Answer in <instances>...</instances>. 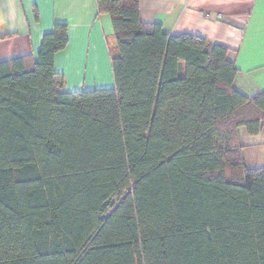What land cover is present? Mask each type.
I'll return each mask as SVG.
<instances>
[{"label": "trees", "instance_id": "16d2710c", "mask_svg": "<svg viewBox=\"0 0 264 264\" xmlns=\"http://www.w3.org/2000/svg\"><path fill=\"white\" fill-rule=\"evenodd\" d=\"M96 4L111 89L60 91L62 22L0 61V264H264V167L237 135L260 131L264 92L236 89L225 46L143 23L139 0Z\"/></svg>", "mask_w": 264, "mask_h": 264}, {"label": "crops", "instance_id": "0c3cea01", "mask_svg": "<svg viewBox=\"0 0 264 264\" xmlns=\"http://www.w3.org/2000/svg\"><path fill=\"white\" fill-rule=\"evenodd\" d=\"M139 18L170 35L225 46L237 69L236 89L247 97L264 92V0H139ZM55 22L66 24L68 38L54 57V70L63 76L60 91L111 89L113 29L96 0H0V61L35 56ZM237 135L245 165L264 167V124L256 135L244 127Z\"/></svg>", "mask_w": 264, "mask_h": 264}]
</instances>
